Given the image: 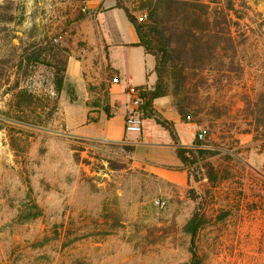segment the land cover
<instances>
[{
    "label": "rangeland",
    "instance_id": "1",
    "mask_svg": "<svg viewBox=\"0 0 264 264\" xmlns=\"http://www.w3.org/2000/svg\"><path fill=\"white\" fill-rule=\"evenodd\" d=\"M86 1L0 0V12L14 17L0 21V264H187L184 226L196 210L208 221L197 238L201 264H264V124L255 118L264 109V0H213L232 7L239 48L218 88L199 90L202 101L215 103L206 106L208 119L220 117L214 134H205V147L219 153L195 164L200 181L183 184L166 178L187 174L183 166L137 159L133 144L84 136L79 90L69 84L56 94L49 54L29 65V48L55 45L95 69L82 28L89 17L94 25ZM104 106L87 107L89 117ZM193 125L180 131L182 142L193 145L209 122ZM163 156L172 158L167 149ZM207 163L218 170L215 186Z\"/></svg>",
    "mask_w": 264,
    "mask_h": 264
},
{
    "label": "trees",
    "instance_id": "2",
    "mask_svg": "<svg viewBox=\"0 0 264 264\" xmlns=\"http://www.w3.org/2000/svg\"><path fill=\"white\" fill-rule=\"evenodd\" d=\"M116 1V6L125 11L129 22L135 28L139 38L135 46L143 47L145 52L153 56L156 61L154 72L157 75V82L155 86L152 88L139 87L142 90L140 106L142 118L143 120L153 119L157 125L169 132L175 145V154L184 170L187 171L189 181L193 177L195 182H198L201 178L196 175L195 164L205 155L219 152L207 149L205 140H199L198 136L191 147L183 146L175 123L166 119L155 109L154 101L158 98L172 96L173 106L184 123L199 125L209 122L205 134L207 137L214 134V121L220 118L219 114L212 113V117L208 119L207 116L211 112L206 111V106L210 104L211 97L202 101L199 90L200 87L205 86L218 88L225 66L233 64V59H235V53L239 47L233 19L230 15L232 7L229 6L226 11L222 5L213 0H133L134 7L130 8L123 0ZM0 8L3 7L0 6ZM137 13L145 14L146 18L142 19V16L139 17ZM13 20L12 15L0 12V21L12 22ZM28 51L27 61L33 66L42 63L45 54L50 55L53 61H44L54 70L55 92L57 95L61 94L65 89L67 63L70 57L68 49L50 45L34 48L32 51L29 48ZM205 73L209 76L206 77ZM88 91L96 98L92 103H87V106L99 108L100 103L104 102L103 110L110 118L107 85L103 82L89 85ZM68 94L71 102L78 100L73 89H70ZM28 98L27 93H20L21 101L28 103ZM211 103L215 104L213 101ZM214 107L213 105L211 109ZM89 116L87 117L88 123L97 122V118ZM255 118L258 126L264 124L263 108L259 109V113L257 111ZM205 168L209 182L215 186L219 183L217 168L210 163H207ZM189 194L194 201L200 199L194 189H191ZM207 224L205 215L196 210L184 226L185 233L190 237L191 259L187 264H201L197 238Z\"/></svg>",
    "mask_w": 264,
    "mask_h": 264
},
{
    "label": "crops",
    "instance_id": "3",
    "mask_svg": "<svg viewBox=\"0 0 264 264\" xmlns=\"http://www.w3.org/2000/svg\"><path fill=\"white\" fill-rule=\"evenodd\" d=\"M86 5L93 17L94 25L90 26L91 21L88 20L90 17L87 18V24L82 27L83 34L92 48L90 56H95L97 64L93 69L90 61L85 65L70 56L65 87L70 84L81 93L78 106L85 115L79 123L83 124L88 117L86 102L91 96L88 86L105 83L109 90L108 105L111 117L108 118L104 110H98L96 113L98 116L95 117L98 119L97 122L86 125L87 132L83 135L112 143L133 144L137 159H148L174 167L182 166L175 154V145L169 132L157 125L153 119L143 120L142 132L139 135L132 136L131 133L125 132V118L132 108L127 90L130 87L155 86L157 82V75L154 72L155 58L147 54L143 47L135 46L139 42L135 28L129 22L125 11L116 6V0H87ZM85 70L91 71L87 77L83 74ZM113 78H117L118 82L111 83ZM69 106L73 108V104ZM154 107L166 119L175 123L181 144L191 147V140L187 143L182 142L180 131H185L188 127L193 130L194 125L181 120L173 106L172 98L170 96L158 98L154 101ZM71 123L76 125L77 120L73 119ZM166 149L172 155L170 161L163 156ZM166 178L179 184L188 181L187 174L181 171L172 172L166 175Z\"/></svg>",
    "mask_w": 264,
    "mask_h": 264
},
{
    "label": "built area",
    "instance_id": "4",
    "mask_svg": "<svg viewBox=\"0 0 264 264\" xmlns=\"http://www.w3.org/2000/svg\"><path fill=\"white\" fill-rule=\"evenodd\" d=\"M142 19L146 18V15H142ZM55 42H58L57 39H55ZM118 79L113 78L111 83H117ZM141 92L142 90L139 87H130L127 90V94L130 97L132 108L127 112L126 118H125V132L127 134H140L142 132L143 128V118H142V112L140 109L142 100H141ZM199 140H205V132L200 130L197 133ZM106 141V140H105ZM157 206H165L166 201L164 200H157L155 202Z\"/></svg>",
    "mask_w": 264,
    "mask_h": 264
}]
</instances>
